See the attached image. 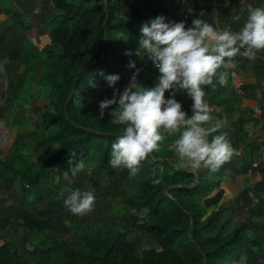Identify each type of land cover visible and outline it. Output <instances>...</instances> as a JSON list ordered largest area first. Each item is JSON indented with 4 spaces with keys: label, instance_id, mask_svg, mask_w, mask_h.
<instances>
[{
    "label": "trees",
    "instance_id": "1",
    "mask_svg": "<svg viewBox=\"0 0 264 264\" xmlns=\"http://www.w3.org/2000/svg\"><path fill=\"white\" fill-rule=\"evenodd\" d=\"M7 1L10 6L19 1L24 11L9 9L11 21L0 27V59L5 60L8 77L1 118L10 114L18 85L23 82L19 67L27 69L37 57L25 50L27 29L37 26L57 52L42 76L50 109H36L41 134L32 131L25 135L21 120L14 118L12 153L0 160V234L14 220L23 229L36 232L76 230L84 222L78 220L76 226L64 223L69 211L63 209L62 198L43 200L42 178L52 182L66 173L73 180L70 188L94 190L105 207L124 182L132 184L135 191L126 199L133 213L116 216L98 210L92 233L84 232L77 240L54 238L29 243L24 237L1 239L0 264H232L241 257L244 264H264V132L247 134L244 128L251 121L264 131V50L254 61L234 58L238 78L244 82L246 107L239 106L231 68L226 86L217 85L214 93L205 87L210 106L219 110L214 116L227 121L223 131L228 132L232 147L238 152L251 150V157L240 165L231 159L215 173L203 167L197 173L177 170L176 157L163 141L141 162L138 173L130 175L128 169L113 168L109 163L111 145L122 126L112 123L107 114L111 109L105 110L103 118L99 115V101L113 93L104 76L119 74L115 87L122 90L136 71L127 67L130 59L141 69L138 84L150 87L155 83L159 73L149 67L146 55L143 59L125 55L126 50L138 47L144 22L158 15L176 21L181 8L187 15L186 26L200 16L220 30L239 31L247 19L248 6H264V0ZM91 79L95 87L89 84ZM176 99L191 115V98L180 92ZM254 106L262 107L259 116L253 115ZM178 135L166 134V139L173 142ZM27 147L35 153L30 160L24 152ZM73 149L77 151L76 162L83 160L85 164V170L75 177L70 171L73 165L67 163L68 151ZM89 161L94 164L88 171ZM154 179L160 183H153ZM16 183L24 191L22 196L11 191ZM137 232L154 237L158 248L140 249Z\"/></svg>",
    "mask_w": 264,
    "mask_h": 264
},
{
    "label": "clouds",
    "instance_id": "2",
    "mask_svg": "<svg viewBox=\"0 0 264 264\" xmlns=\"http://www.w3.org/2000/svg\"><path fill=\"white\" fill-rule=\"evenodd\" d=\"M247 11L239 31L220 30L200 16L188 26L184 20L171 21L163 15L142 24L138 47L126 50L125 55L141 59L146 55L159 74L150 87L138 84L136 77L141 69L130 59L127 67L136 71L122 90L115 87L119 74L104 76L113 93L111 98L105 96L99 101V115L103 118L105 110L111 109L107 114L112 123L122 126L111 145V167L126 168L130 175H136L141 162L158 150L166 134L177 133L178 137L168 145L176 157L177 170L197 173L203 167L215 173L230 162L236 152L228 132L223 131L227 121L212 114L214 109L206 99L205 87L214 93L217 85L226 86L235 57L254 61L257 53L264 50V6L249 5ZM234 19L238 21L240 17ZM89 84L95 87L94 80ZM180 92L192 100L191 115L176 99ZM76 156L75 149L68 151L67 163L73 165V177L85 170L84 161L76 162ZM153 183L160 180L154 179ZM67 191L64 203L72 214L83 216L94 209V190Z\"/></svg>",
    "mask_w": 264,
    "mask_h": 264
},
{
    "label": "rangeland",
    "instance_id": "3",
    "mask_svg": "<svg viewBox=\"0 0 264 264\" xmlns=\"http://www.w3.org/2000/svg\"><path fill=\"white\" fill-rule=\"evenodd\" d=\"M169 1H165V4H168ZM0 6L4 7V10H0L3 12L2 17L0 18V27L10 23L11 17L9 11L12 9H19V11H24V5L19 3V1H14L12 5H8L7 0H0ZM10 9V10H9ZM8 10V11H7ZM185 11L181 8L177 12L176 22L184 20ZM26 42H25V50L32 52L37 55L35 60L32 61L30 66L24 70V66L21 65L19 67V71H23V82L21 85H18V91L15 96L12 109L10 114L6 115L5 118L0 117V160L3 161L9 157L12 153L13 141L16 133V125L13 123L14 118H18L21 120V131L25 135H29L30 132L36 131L38 134H41V130L39 129V123L35 121V112L36 109L40 111H46L50 109L49 98L47 97V87L42 82V76L45 73L46 65L54 53L57 52V48L52 44L49 37L46 34H40L37 26H33L26 31ZM4 63L5 60L0 59V92L2 93V101H4L6 95L8 94V77L4 71ZM149 67H154L151 61H148ZM235 64V63H234ZM236 66V64H235ZM239 66V65H238ZM214 109V108H213ZM17 117L11 118L15 112H17ZM215 111V109H214ZM213 111V115H214ZM245 131L247 134H251L255 132L256 134L260 133V131L264 132L260 125L254 126L251 121H247L245 123ZM253 131V132H252ZM165 145L168 146L170 142L168 139L164 141ZM27 151L28 159L34 158V151L31 147H27L24 152ZM236 154L231 158L232 161L236 165H240L243 162L247 161L251 157V150L244 149L241 152L235 150ZM257 152V151H256ZM30 157V158H29ZM94 161H89L86 163V168L88 171L93 167ZM251 176H247L248 180H251ZM259 177V175L257 176ZM54 181V180H53ZM52 181V182H53ZM41 187L43 188V192L45 194V199H56L62 198V206L63 209L69 211V209L65 206L67 189L69 186L73 185V180L68 174H63L62 178H55L54 184L50 182L48 179L46 182L42 178L41 179ZM27 189L31 188V185H26ZM36 187H33V189ZM76 189V188H74ZM12 193L14 196H22L23 190L19 183H16L14 187H12ZM135 191V187L132 184L124 182L118 190V195L111 199V203L109 207H105V202L100 201V198H96L94 209L83 216L74 215L69 211L70 217L66 218L64 221L68 226H76L78 220H83L76 230L69 229L68 231L59 232V230H50L46 229L40 232L29 231L23 229V227L18 223V221L14 220L11 224L1 232L0 234V242L1 239H10L18 240L20 237H24V239L29 243H35L39 241H50L55 239L62 240H77L80 234L84 232L92 233L93 226L92 220L94 215L98 210L102 212H108L111 215L120 216L122 213L131 212L126 206V199L129 196H132ZM40 203L36 202L38 205ZM62 209V210H63ZM145 211L141 212L144 214ZM73 219V221H71ZM135 239L139 244L140 249L146 248H158L157 240L152 237L150 234H145L141 232H137L135 234ZM242 261L232 262V264H244L243 257Z\"/></svg>",
    "mask_w": 264,
    "mask_h": 264
},
{
    "label": "built area",
    "instance_id": "4",
    "mask_svg": "<svg viewBox=\"0 0 264 264\" xmlns=\"http://www.w3.org/2000/svg\"><path fill=\"white\" fill-rule=\"evenodd\" d=\"M202 11H204V10H202ZM186 16L187 15L184 14V17H186ZM230 70H231V77L233 79V89L237 93V95L240 97L239 106L240 107H246L247 102L244 99L245 91L243 88L244 82L242 79L238 78V71L235 68V64L233 67H231ZM261 113H262V107L261 106H254L253 107V115L254 116H259ZM249 195L254 201H257V199L255 198L254 193L252 191H249Z\"/></svg>",
    "mask_w": 264,
    "mask_h": 264
},
{
    "label": "crops",
    "instance_id": "5",
    "mask_svg": "<svg viewBox=\"0 0 264 264\" xmlns=\"http://www.w3.org/2000/svg\"><path fill=\"white\" fill-rule=\"evenodd\" d=\"M191 3H192V2H190V4H191ZM0 10L5 11V10H4V7H2V6H0ZM2 15H3V12H0V18H3ZM0 96H1L0 104H2V102H3L2 100H3V99H2V93H1V92H0ZM263 153H264V151H263ZM241 258H242V257H241ZM240 260L242 261V259H240Z\"/></svg>",
    "mask_w": 264,
    "mask_h": 264
},
{
    "label": "water",
    "instance_id": "6",
    "mask_svg": "<svg viewBox=\"0 0 264 264\" xmlns=\"http://www.w3.org/2000/svg\"><path fill=\"white\" fill-rule=\"evenodd\" d=\"M0 100H1V96H0Z\"/></svg>",
    "mask_w": 264,
    "mask_h": 264
}]
</instances>
